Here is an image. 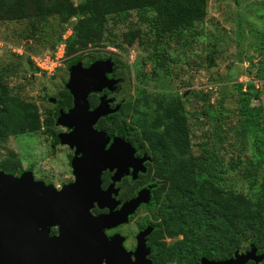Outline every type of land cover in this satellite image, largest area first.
Segmentation results:
<instances>
[{
  "label": "rangeland",
  "instance_id": "1",
  "mask_svg": "<svg viewBox=\"0 0 264 264\" xmlns=\"http://www.w3.org/2000/svg\"><path fill=\"white\" fill-rule=\"evenodd\" d=\"M79 1L59 0L57 5L54 0H0V84L6 97L36 113L32 122L38 123L35 130L25 127L22 133L0 139V170L13 176L29 171L34 181L56 189L74 181L70 160L80 153L58 140L59 134L71 130L56 121L58 111L68 109L60 99L71 96L67 83L72 66L78 63L84 69L94 61L108 60L110 70L103 74L112 83L93 93L113 109L103 116L105 124L114 127L113 134L123 128L146 147L149 130L165 132L172 118L163 111L174 98L189 129L184 154L153 158L147 151L151 156L148 172L136 186L158 174L165 184L163 191L171 194L186 171L183 162L207 147L216 158L217 182L225 195L241 194L254 209L264 175V0H205L202 19L164 34L157 44L149 26L130 11L123 19H109L99 38L67 46L75 18H62L69 12L66 6ZM60 4L61 13L57 11ZM132 29L134 38L126 43L125 33ZM152 52L159 54L162 65L149 59ZM44 60L54 66L37 67L36 62ZM244 102L251 115H244ZM112 113L116 117L110 119ZM46 118L52 119L48 127L43 124ZM30 121L27 117L26 123ZM131 189L133 183L121 185L124 192ZM160 206L159 202L140 205L121 226L126 248L145 221L158 223ZM186 237L188 232L183 231L151 240L172 249L179 242L184 251ZM254 240V231L245 230L234 241L233 250L216 247L211 259L243 254L254 247V255L260 258L248 264H264V245L260 248ZM156 250L159 264H174Z\"/></svg>",
  "mask_w": 264,
  "mask_h": 264
},
{
  "label": "water",
  "instance_id": "2",
  "mask_svg": "<svg viewBox=\"0 0 264 264\" xmlns=\"http://www.w3.org/2000/svg\"><path fill=\"white\" fill-rule=\"evenodd\" d=\"M110 62L94 61L87 68L75 64L67 83L71 106L58 111L56 121L71 127L59 134L58 140L75 147L70 160L74 181L56 189L43 181H34L29 171L13 176L0 170V264H151L146 257L142 234L136 236V247L130 252L122 246L123 237H106L103 228L127 221V216L149 198L148 187L114 210L117 188L114 182L132 168L133 176L144 171L145 157H133V148L122 137H110L93 127L97 119L113 109L107 100L99 98L89 108L88 95L110 86L104 77ZM113 170L110 183L101 188V172ZM107 208L104 214L92 215L93 205ZM57 224L59 235L48 237L47 226ZM255 248L243 254L234 253L224 259L199 258L197 264H245L257 261Z\"/></svg>",
  "mask_w": 264,
  "mask_h": 264
},
{
  "label": "trees",
  "instance_id": "3",
  "mask_svg": "<svg viewBox=\"0 0 264 264\" xmlns=\"http://www.w3.org/2000/svg\"><path fill=\"white\" fill-rule=\"evenodd\" d=\"M54 1L59 4V0ZM204 3L205 0H81L75 6L68 4V14L61 17L63 20L75 18L66 45L71 46L77 41L87 43L99 38L109 19H123L130 11H135L149 26L155 36L154 43L157 44L164 34L186 28L190 23L202 19L205 13ZM36 5L40 7L38 1ZM62 7L60 4L57 11L61 13ZM133 33V29L125 33L126 43H131ZM158 55L152 52L149 59L155 64L159 62L156 64L159 66L163 61H160ZM87 100L91 107L97 102L93 94H89ZM60 102L62 106L69 107L71 96H62ZM243 107L244 115L252 114V110L247 112L245 102ZM181 110L177 99H171L163 111L165 117L172 118L165 132L161 134L157 130H149V142L144 148L153 158L157 155L167 156L172 152L179 155L186 152L190 143L189 129ZM27 117L31 121L26 123ZM36 117V113L31 112L29 108H24L15 99L6 97L4 87L0 84V139L22 133L25 127L37 129L38 123L32 122ZM108 117L112 119L116 117V113ZM103 119H99L100 123L97 122L98 127L106 134L112 133L114 127H106ZM51 123L50 118L43 122L46 127ZM116 134L133 140L125 134L123 128H118ZM183 165L186 171L171 194L163 191V183L161 187L153 190L154 202H159L161 206L157 210L160 220L153 228L151 236H174L187 231L185 250H181L179 242L172 249L165 247L162 241H154L151 243L152 260L159 264L154 254L156 247L159 254L168 255L174 264H180L182 261L183 264H197L202 256L212 258L216 247L228 246V251L233 250L234 241L239 239L245 230L254 231V242L261 248L264 245V175L253 209L245 196L236 193L225 195L217 182L216 158L207 147H202L197 156L184 161ZM199 235H202L203 239Z\"/></svg>",
  "mask_w": 264,
  "mask_h": 264
},
{
  "label": "flooded vegetation",
  "instance_id": "4",
  "mask_svg": "<svg viewBox=\"0 0 264 264\" xmlns=\"http://www.w3.org/2000/svg\"><path fill=\"white\" fill-rule=\"evenodd\" d=\"M90 94H93L94 93H90ZM89 96V95H88ZM95 97V95H94ZM88 99V98H87ZM96 104L98 103L99 101V98H96ZM89 104V103H88ZM71 106V105H70ZM69 106V107H70ZM67 107V108H69ZM94 106H90L89 105V108H93ZM109 115V114H108ZM101 118H104L103 116L99 117L97 119V121L95 122V124L93 125V127L97 130H102L101 128L98 127V124L97 122H99V119ZM100 123V122H99ZM103 123L104 122V119H103ZM106 127H108L106 125ZM111 128V127H110ZM104 131V130H102ZM105 132V131H104ZM106 134V132H105ZM110 137V140L109 142L105 145V148H107V146L111 143V138L114 137V136H119L121 137L120 135L118 134H113V133H110V134H106ZM125 141H127L129 143V145L133 148V152H132V155L133 157H136V158H140V157H145V160L143 162V166H144V171H138L137 173H135V175L133 176L132 174V168L131 167H128V171L126 174H123L119 180L115 181L114 182V187L117 188V192H116V195H113L114 196V199L116 201H118V204H116V206L114 207V210L118 209V207L125 201L129 200L130 198H133L135 197L139 192H140V189L142 188H145V187H148V193H149V198L146 202L144 203H140L136 209L140 206V205H150V203L154 202V199L152 197L153 195V190L155 188H159L162 186V183L160 182V178H159V175H152L151 178H150V182H147V183H144L143 185H140V186H136L138 181L141 179V175H145L147 174L148 172V169L146 167L147 163L149 162V160L151 159V156L148 155L147 151L145 150V142L144 141H139V140H128L127 138H124V136L122 137ZM145 147V148H144ZM113 174V170H108V169H105L101 172V188L102 189H105L106 186L110 183V178ZM106 180V182H105ZM105 182V183H104ZM127 182H130V183H133V189L131 190H128V192H124L123 190H121V185L123 183H127ZM137 187V188H136ZM132 188V187H131ZM123 193V194H122ZM157 203V201H156ZM136 209L133 211V213L136 211ZM108 212V209L107 208H98L95 204L93 205V207L90 209V213L92 215H98V214H104V213H107ZM133 213L129 214L127 216V220L128 218L133 215ZM160 220V219H159ZM158 220V222H159ZM125 224L124 223H121V224H117L113 227H110V228H103L102 229V232L104 233V235L106 237H110L111 235L113 234H119L123 237V241H122V246L123 248L130 252V259L133 260L134 259V255H133V251L136 247V236L141 233L142 234V238L144 239V246L145 247H148L149 248V253L146 255V257L151 261V264H157V263H154L153 260H152V247H151V243H152V236H151V233H152V230L153 228L156 226V223H153V222H149V221H145L144 225L142 227H139L137 228L136 230V233L133 235V238H134V243L129 246V247H125L123 245V243L125 242V236H123L121 233H120V230H121V226ZM46 235L48 237H53V236H58L59 235V229H58V225L57 224H53V225H49L47 226V233ZM199 261V260H198ZM250 262L247 261L245 264H248ZM103 264V263H102Z\"/></svg>",
  "mask_w": 264,
  "mask_h": 264
},
{
  "label": "built area",
  "instance_id": "5",
  "mask_svg": "<svg viewBox=\"0 0 264 264\" xmlns=\"http://www.w3.org/2000/svg\"><path fill=\"white\" fill-rule=\"evenodd\" d=\"M62 45L60 44L59 47H61ZM57 54V53H56ZM57 56H61V55H58ZM45 62H42V61H38L36 62V65L37 67H39L40 69H46V68H50V67H47V64L49 63L50 66H54L53 65V62H48V60H44Z\"/></svg>",
  "mask_w": 264,
  "mask_h": 264
}]
</instances>
